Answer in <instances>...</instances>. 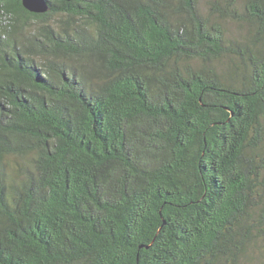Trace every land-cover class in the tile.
Masks as SVG:
<instances>
[{
  "label": "trees",
  "instance_id": "16d2710c",
  "mask_svg": "<svg viewBox=\"0 0 264 264\" xmlns=\"http://www.w3.org/2000/svg\"><path fill=\"white\" fill-rule=\"evenodd\" d=\"M43 1L0 0V264H264V0Z\"/></svg>",
  "mask_w": 264,
  "mask_h": 264
},
{
  "label": "water",
  "instance_id": "95a60500",
  "mask_svg": "<svg viewBox=\"0 0 264 264\" xmlns=\"http://www.w3.org/2000/svg\"><path fill=\"white\" fill-rule=\"evenodd\" d=\"M25 8L32 12L41 13L47 10V5L43 0H23Z\"/></svg>",
  "mask_w": 264,
  "mask_h": 264
},
{
  "label": "rangeland",
  "instance_id": "374dc122",
  "mask_svg": "<svg viewBox=\"0 0 264 264\" xmlns=\"http://www.w3.org/2000/svg\"><path fill=\"white\" fill-rule=\"evenodd\" d=\"M232 29L234 30V32H236V30H237L236 27L235 28H232ZM244 264H257V263H255V261H252V262H250V261L247 262L246 261Z\"/></svg>",
  "mask_w": 264,
  "mask_h": 264
}]
</instances>
